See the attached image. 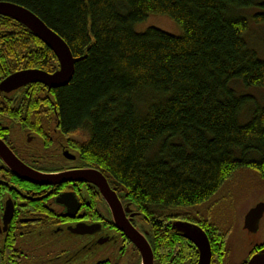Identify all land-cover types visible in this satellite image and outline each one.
<instances>
[{"label":"trees","instance_id":"1","mask_svg":"<svg viewBox=\"0 0 264 264\" xmlns=\"http://www.w3.org/2000/svg\"><path fill=\"white\" fill-rule=\"evenodd\" d=\"M0 2L32 12L76 59L67 86L29 85L19 109L3 112L22 114L21 129L43 139L56 130L120 187L151 231L157 263L180 242L191 244L172 228L176 221L200 227L210 264L225 263L233 222L225 227L216 210L227 203L234 212L236 189L243 197L264 189V106L231 88L264 89V61L246 42L245 15L256 10L251 20L264 25V0ZM150 16L168 17L182 35L135 32ZM57 68L27 29L0 17V82Z\"/></svg>","mask_w":264,"mask_h":264},{"label":"flooded vegetation","instance_id":"2","mask_svg":"<svg viewBox=\"0 0 264 264\" xmlns=\"http://www.w3.org/2000/svg\"><path fill=\"white\" fill-rule=\"evenodd\" d=\"M26 87L9 94L0 92V140L18 160L40 174L94 170L56 130L50 139H43L21 129L17 120L22 114L3 112L19 109L20 94L27 92ZM81 179L55 186L31 185L16 178L0 161V264H141L137 248L118 228L129 225L152 251L151 231L140 213L120 187L105 177L109 200L98 186L85 181L88 177ZM258 191L264 195V189ZM259 203L264 204V197L254 206ZM7 206L12 207L8 224L4 220ZM263 219L264 213L253 235L260 234L249 244L248 252L238 253L243 259H232L228 247L223 264H248L254 256L264 257ZM152 254L153 264H159ZM170 254L160 264H197L199 260L197 249L183 242Z\"/></svg>","mask_w":264,"mask_h":264},{"label":"water","instance_id":"3","mask_svg":"<svg viewBox=\"0 0 264 264\" xmlns=\"http://www.w3.org/2000/svg\"><path fill=\"white\" fill-rule=\"evenodd\" d=\"M0 17L8 18L27 29L37 40L48 48L58 62L57 70L48 74L40 70H25L12 74L0 82V92L9 94L17 92L29 85H42L48 92L67 86L72 80L76 59L72 56L66 43L51 29H49L36 15L29 10L8 2H0ZM0 161L16 178L36 186H55L66 182L82 181V177H88L87 182L98 186L102 195L109 200L110 194L106 181L101 173L96 170L72 171L59 174H40L18 160L8 147L0 140ZM114 196V195H113ZM115 198V197H114ZM116 199V198H115ZM264 204L259 203L251 208L244 217L243 228L251 234H256L259 223L263 217ZM12 214V207L7 206L4 220L8 224ZM118 228L137 248L141 256V264H153V254L146 241L137 231L129 225ZM185 240L190 242L198 251L197 264H210L211 247L204 231L195 224L176 221L172 223ZM80 232L75 231L74 234ZM248 264H264V257L254 256Z\"/></svg>","mask_w":264,"mask_h":264},{"label":"rangeland","instance_id":"4","mask_svg":"<svg viewBox=\"0 0 264 264\" xmlns=\"http://www.w3.org/2000/svg\"><path fill=\"white\" fill-rule=\"evenodd\" d=\"M256 10H248L245 15L249 19V30L246 35V42L249 48L254 51L257 57L264 61V25H256L250 18L252 14H254ZM153 28L160 30L166 34H169L174 37H180L182 35L181 29L168 17L164 16H150L143 23L135 26L134 30L137 33H143L146 30ZM231 88L236 92L238 96H249L251 97L258 105L264 106V89H256V88H245L241 86L239 83H232ZM249 118V111L247 110L240 117V124H244ZM236 193L234 196V212L231 208H228V204L224 203L222 207L218 208L215 212V216L219 220V222L223 223L225 227L230 225V221L232 220V231L229 237L228 247L231 250L232 259L242 260V256H238V253L241 251L242 253L248 252V248L250 247V243L256 241V237L258 235H253L248 233L243 228V217L246 213L252 208L257 202L262 201L264 195L261 194L258 190H253L248 196L243 197L242 194H238V190L236 189ZM264 230V219L261 223V231ZM133 262L131 261V264ZM114 264V263H113Z\"/></svg>","mask_w":264,"mask_h":264}]
</instances>
